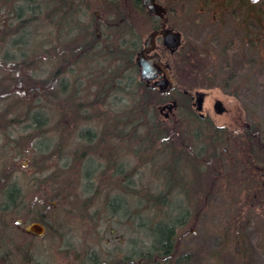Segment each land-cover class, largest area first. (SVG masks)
<instances>
[{"label": "rangeland", "instance_id": "rangeland-1", "mask_svg": "<svg viewBox=\"0 0 264 264\" xmlns=\"http://www.w3.org/2000/svg\"><path fill=\"white\" fill-rule=\"evenodd\" d=\"M44 1L0 0V183L14 182L21 191L9 212L0 215L25 220L18 229H9L17 243L24 241L25 249L30 248V258L27 251L21 254L23 264H90L86 258L92 253L102 264H122L130 249L143 244L147 232L136 213L139 202L156 201L154 197L166 192L163 213L153 203L155 209L142 203L141 213L145 219H169L185 212L175 256L190 253L189 264H264V169L249 164L243 139L248 128L264 129V0L260 8L253 7L256 24L247 30L241 18L248 15V0L172 2L184 12L186 44L197 45L196 55L209 60L205 74H196L192 65L182 72L180 88L205 91L203 113L221 129L215 133L207 121L192 123L194 116L180 98L182 109L176 110L177 122L170 123L166 139L162 115L124 135L129 126L112 122L127 99L111 93L101 101L104 96L93 90L98 78H88L114 65L108 56L100 62L93 57L86 63L73 61L72 73L61 74L52 87L40 85L60 65ZM135 22L134 30L144 37L149 23L140 15ZM171 23L179 28L176 18ZM82 33L74 31L69 38ZM228 54L231 61H226ZM177 59L173 56L172 62ZM185 60H190L188 55ZM232 71L238 73L234 80L229 78ZM62 77L69 78L67 89L61 86ZM233 84L242 86L234 94ZM216 98L226 107L224 113L214 110ZM7 124L13 129L9 143ZM154 125L158 132L149 131ZM212 138L220 141L217 150ZM256 146L253 161L263 163L258 156L264 141ZM176 158L177 168L171 165ZM115 197L117 212L109 202ZM4 198L1 194L0 202ZM39 217L48 222L45 233L20 238L24 226Z\"/></svg>", "mask_w": 264, "mask_h": 264}, {"label": "trees", "instance_id": "trees-1", "mask_svg": "<svg viewBox=\"0 0 264 264\" xmlns=\"http://www.w3.org/2000/svg\"><path fill=\"white\" fill-rule=\"evenodd\" d=\"M67 0H46L45 10L48 9L47 17L49 18L54 25V40L56 44L53 49L55 51V55L58 56V60L60 65L56 68L49 77L43 79L40 85L45 87H52L57 79L61 76V74L69 71L72 73L71 69L68 68L69 65V56H74L73 61L78 63L83 60V36L76 35L72 36L74 39L69 38L72 32L77 31L81 33L82 23L80 19V13L76 10L72 12L69 4L66 2ZM21 15L22 12L19 11ZM135 30L130 28V26L123 27L120 29V32L117 34V30L114 31V35L111 33H107L104 36L105 43L107 47H114L113 49L103 50L104 59L107 57V61L113 62L114 65L112 67H103L101 68L104 74H99V77H88L89 79L98 81L95 86L98 88L95 90L94 94L97 96H104V98H100L101 101H106V96L113 94L121 93V99H127L123 104V112L120 116H115L112 119V122L115 124L122 123L123 125L129 126L128 130L124 133H120L119 126L117 127V132L121 135L126 133H131L138 129V126L141 124H145L150 120V118H154L153 120L159 119L162 117L159 113L157 106L165 101L164 96H162L157 90H152L151 88L143 86L138 81L137 76V64L135 62V52L140 48L139 38L137 40L135 37ZM115 40H119L115 45ZM191 54H189V51ZM44 51L48 52V49ZM197 46L189 44L187 46V53L189 55L190 60H194L195 66L198 65L199 56L196 55ZM109 53V54H108ZM196 56V57H193ZM188 60V61H190ZM198 60V61H197ZM63 61V62H62ZM198 71V70H197ZM196 71V74H200ZM90 74L88 76H91ZM101 75V76H100ZM75 78V77H74ZM62 81L61 86L67 89L69 87V78L66 79L62 77L60 79ZM114 87V88H112ZM130 103V104H129ZM125 109H128L124 111ZM158 117V118H156ZM126 120H130V123L125 124ZM155 122V121H154ZM163 126L164 139L169 138L171 131V125L161 123ZM122 126V125H121ZM150 130H154L158 132V129L154 125V127H150ZM202 132V130H201ZM89 136L93 135V132H87ZM212 145L215 147L214 150H217L216 145L218 144V140L212 138ZM200 154L206 153V149H200L198 151ZM175 157V155H173ZM178 158L173 160L172 166L178 167ZM172 190L173 184L169 185ZM9 191V192H8ZM18 192L15 189L8 188V200L0 202V211L9 212L12 208V205L17 200L16 196H14V192ZM194 191H196L194 186ZM167 193H161L157 197H154L155 200L145 199V201L139 202V209L135 212L138 215V218H142L140 221L141 225L146 227V235L145 239H143V244H138V246L133 247L129 250L127 254L124 255V259L122 264H189L191 261L190 253L180 254L175 256V241L177 237V229L184 224V220L182 219L185 215V212L179 213L176 217L167 219L166 216L159 215L158 217H148L145 219L142 217V209L141 205L148 204V207H153V203L157 209H154L157 212L163 213V207L166 205L167 201ZM13 194V196H12ZM197 194V191H196ZM16 195V194H15ZM117 197L110 200V204L112 206V210L117 212L119 209V204L117 202ZM146 202V203H145ZM182 206V205H181ZM180 206V208H181ZM144 207V206H143ZM141 208V209H140ZM131 212V211H130ZM3 213V212H2ZM39 221L44 223L47 226V220L43 217L37 218ZM0 225L3 227H7V224L0 222ZM134 240L132 241L133 244ZM174 254V255H173ZM31 254L28 253L27 257L30 258ZM90 264H102L99 262V257L95 253H92L88 256ZM84 259V260H86ZM84 264V263H82ZM116 264H120V261Z\"/></svg>", "mask_w": 264, "mask_h": 264}, {"label": "flooded vegetation", "instance_id": "flooded-vegetation-1", "mask_svg": "<svg viewBox=\"0 0 264 264\" xmlns=\"http://www.w3.org/2000/svg\"><path fill=\"white\" fill-rule=\"evenodd\" d=\"M155 1L161 4L165 8V12H163V14L150 12L149 9L143 4V0H69L68 4L70 6L71 11L75 12L77 10L78 13H80V16H82L80 19H81L82 29H83V33H82L83 60L85 63L89 62L91 60V57H93L94 61L100 62V60H103L104 57L101 56L100 53L107 47L104 36L108 32L114 35L115 30H117V34H118L121 28L127 27V26H130V28L135 29L137 31L136 22L134 23V17L137 18L138 15H140L141 17L147 20V22L150 25V30L144 37L141 35V33L139 32L137 33L135 31L136 32L135 35L138 36V37H135V39L137 40V38H139V42L141 45L140 48L136 50L135 55H134L136 64H137V61H136L137 56L139 52L144 48V42H145L146 37L151 32L157 31L156 48L155 50L149 52V55L159 56L161 61L167 65V69L169 70V75L175 78L172 82V86H167L166 88L163 85L157 84L159 82H164L165 73L163 70L158 71L157 76L150 81L141 80L140 79V67L137 64L138 81L143 86L151 88L152 90H157L162 96H165L167 99H169L168 102L173 101V100L176 101V104L172 109L166 108L165 110L162 111V113H164L163 121H165L167 124L177 122L175 121L174 118L176 117V110L178 108H180V110L182 109L181 101L179 102L181 98V100L185 99L186 103L188 104V110L191 112L190 114L194 116V118L191 119V122L196 123V124L198 123L197 124L198 126L201 123H204V121L205 122L207 121L211 125L210 128H212V130H215V133H216V131L218 132L221 129V127L217 126L209 116L203 113L204 101L206 97L205 91H203L204 93L203 101L201 103L202 108L198 109V104L197 102H195L194 99H196V94L201 90L191 91L185 88H180L181 84L178 82L179 77L181 76L182 72L185 71L186 73L188 67H190L191 65L195 66L194 60L193 61L187 60V63L185 60V56L188 55L187 46L189 44H192V45L194 44L192 42H188L186 44V41L184 38V34L182 31V28H183L182 26H184L182 24H183V21H185L184 12L179 11V8L177 6L172 5V2L177 1V0H164V1L155 0ZM261 2L262 0H255V1L248 0L247 5L248 7H250L249 10L247 9L248 15L246 18L245 16L241 18L243 22L242 25L245 30H247L246 26L250 27L251 25L256 24L253 18L254 16L252 15L251 11L253 10L254 6H258V8H260ZM174 18L177 19L179 28H176L175 26L172 25L171 21ZM165 28H170L173 31L180 33L181 44L178 46L177 49L173 50L172 48L168 47L164 43V37H163L162 31ZM258 30L260 32L261 28H259ZM249 32L250 31H246L247 37H249ZM246 35L245 34L243 35V39H241L242 41L246 40L244 39ZM159 40H161L162 44L159 43ZM215 40H217V38H215ZM260 40L261 38L258 37L259 42ZM230 43L233 44L234 40H230ZM230 48L232 49L233 46H231ZM226 51H228V48H226ZM189 54H191L190 51H189ZM173 56H175V58H178L176 62H172ZM198 56H199L198 60L200 61L197 60L199 62V67L198 65L195 66L196 71L198 70L197 72H199L200 74H205V70L203 69L209 66V63H208L209 60L207 59V55L206 56L198 55ZM193 57H196V56H193ZM229 57L230 55L228 54L226 61L229 59ZM73 58L74 56L71 55L69 56V59H68L69 64L71 65L73 62ZM248 60H251V59H248ZM228 61H231V60H228ZM251 62L255 63V60H252ZM71 65H69V69H71L72 71ZM233 67L237 68L235 64H233ZM98 73L104 74V72L102 71H99ZM236 74L238 73L232 71L229 76L230 80H234L236 78L235 77ZM241 87L242 86H240L239 84H235V85L233 84L232 86L230 85V88H231L230 90H232L231 93L234 94L233 91L239 90ZM97 88L98 87L95 86L93 87V90H96ZM217 100H219V98H216L213 103L214 110L219 114L224 113L226 111V107L224 105L221 106L222 112H218L216 110L215 104ZM171 119H174V120H171ZM12 131L13 129H10L8 125V128L5 130V132H7L6 142L8 143H9V138L7 139V137L10 136L9 132H12ZM247 131L248 132L244 134L243 136L244 144H245L244 153L246 157L248 158L249 164L255 170L259 171L261 169H264V165H263L264 152L261 153L260 156H258L259 159L262 158L263 163L255 164L253 160L256 156L255 150L258 148L256 144L260 140L264 141V129H262L261 126H257L255 127V129L253 128L252 132H250V128H248ZM246 144H248L247 147H246ZM222 150L224 153L227 149L223 147ZM0 167H1V163H0ZM2 172H4L5 174L8 173V169H5V170L2 169ZM3 184H6V185L3 188L4 191L0 192V196L1 194H3V196L5 197L4 199H2V201L8 200L7 190L8 188H10V186L12 187V189H15L18 191V192L16 191L14 192V196L18 195L19 197V195H21L20 188L16 185V183L14 182L0 183V188L3 187ZM4 214L0 215V222L7 224V227H3L0 225V264H23L22 262L23 258L21 254H25L26 253L25 251L30 250V248H27V250L25 249V247L23 246L24 241L20 240V244L17 243L19 241L15 239L16 236H12V233L9 229L10 227L17 228L18 226L23 225L25 220L19 216H14V215L11 216V215H7V213H4ZM10 217H12L13 219H11ZM22 231H23V235H20L19 236L20 238L25 239L26 237H29V236H37L36 233L30 232L29 230H27V225L24 226V230ZM28 252L29 251H27V253Z\"/></svg>", "mask_w": 264, "mask_h": 264}, {"label": "water", "instance_id": "water-1", "mask_svg": "<svg viewBox=\"0 0 264 264\" xmlns=\"http://www.w3.org/2000/svg\"><path fill=\"white\" fill-rule=\"evenodd\" d=\"M255 1V0H254ZM143 4L149 9L150 12L163 14L165 12V8L157 3L155 0H143ZM164 43L174 49H177L181 44V36L179 32L173 31L170 28H165L163 31ZM156 36L157 31L151 32L145 39L144 48L139 52L137 56V64L140 67V79L150 81L157 76V72L163 70L165 73L164 82H159L157 84L163 85L165 88L167 86H172V82L175 79L169 75V70L167 69V65L164 64L159 56L153 55L150 56L149 52L155 50L156 48ZM163 81V80H162ZM166 90V89H164ZM203 101V93H197L196 102L198 104V109H201V103ZM176 104V101H171L160 107L161 111L164 108L172 109ZM222 101L217 100L215 104V108L218 112H222ZM27 230L30 232L36 233L37 235H43L46 231L45 225L41 222H32L27 226Z\"/></svg>", "mask_w": 264, "mask_h": 264}]
</instances>
